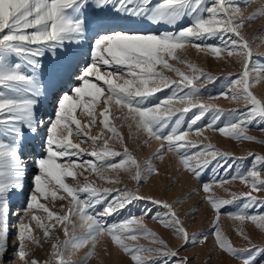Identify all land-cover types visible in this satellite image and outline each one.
Here are the masks:
<instances>
[{
	"label": "snow or ice",
	"instance_id": "obj_1",
	"mask_svg": "<svg viewBox=\"0 0 264 264\" xmlns=\"http://www.w3.org/2000/svg\"><path fill=\"white\" fill-rule=\"evenodd\" d=\"M242 2L250 3L251 0ZM261 13H264V8L258 9L247 19H254ZM121 15L143 17L154 24H167L173 28L185 17L191 18V23L177 31H165L161 34L132 33L116 30L117 21L114 17ZM240 15L241 10L236 0H159L155 4L153 0H0V88L6 90H0V133L10 137L8 143L0 140V264H11L17 257L25 260L26 264H39L36 259L28 260L25 240L32 239L30 226L19 213L16 214L18 222L11 223L13 213L10 196L25 188L27 164L21 156L20 141L25 131L39 133L41 129L45 130L42 145L44 151L34 161L37 174L31 179L28 200L22 214L28 216L34 208L43 209L50 219L55 217L63 225L66 236L69 232L68 224L74 226L71 217L78 216L80 226L86 225L87 231L79 236H71L63 247L64 251L69 247L79 249L92 242V249L79 264H87V260L93 256L95 243L102 233L110 235L116 245L131 255L135 264H187V257L179 256V248H172L167 241L144 225L143 217L149 215L172 229L183 244L202 243L207 239L203 235L198 241L199 234L190 235L172 205L152 196L139 194L141 182L147 180L145 173L150 175L156 171L151 161H147V167L142 169L127 146L122 151H117L108 147V140L104 141L99 151L93 150L90 153L81 148L80 144L72 142L70 137L73 135V126L75 133L84 141H91L94 148L96 141L101 138L90 136L89 132L82 129L81 121L77 118L78 109L82 110L81 114L92 117L91 124L96 123L97 115L102 116L104 128L122 139V134L115 127H109L112 105L127 108L124 119L130 117L136 121L138 129L147 132L149 138L162 141L161 153L164 150L175 151L180 157V163L196 178H201L209 170V166H212L213 183L223 185L228 179H239L250 187L251 191L233 194L231 199L214 194L207 195L205 199L215 212L212 229L218 247L239 259L241 264H264V247L251 244L243 229H240L241 234L245 240H249L250 247L234 246L219 227L222 210L239 200L242 201L241 207L228 215L241 224L250 221L264 229V214H249L247 211L257 204L264 206V199L253 194L264 191V177L261 176V171H264V155L250 152L249 155L253 158L251 167L236 169L229 177L234 164L237 161L242 163L246 157H236L212 144H196L186 139L189 131L195 130L197 134L203 132L205 126L198 122L206 114H211L207 128L236 140L255 141L257 137L249 135L245 129L254 122H258V126H264V99L250 91L248 68L253 53L241 35L240 28L245 21L237 19ZM225 36L229 38L225 40ZM212 37L219 38L221 45L195 43ZM86 44L91 62L81 65L82 49ZM186 44H193L201 51H210L216 57L221 55L223 48L228 56H236L242 62L243 70L235 74L236 78L229 74V79L218 96L227 98L231 94L232 101L243 103V110H226L194 102V97L201 93L196 81L203 83L218 78L195 64L180 60L176 52ZM46 55L50 57L47 66L43 59ZM13 57L16 58L15 61ZM169 59L187 64L189 69L199 75H187L169 63ZM101 65L110 68L115 66L116 70L101 73ZM159 65L176 72L181 79L177 81L166 76L164 71L158 70ZM260 67L264 68V65ZM45 75L52 84H60L61 87L66 84L69 89L57 97L53 118L48 120L37 113L40 97L44 94ZM125 76L130 78H124ZM100 82H103L104 87ZM164 88L171 90L168 103L160 101L151 107L147 106L151 103L149 97ZM105 91L108 93L106 97ZM173 100L188 106L175 108L171 103ZM101 102L104 107L97 113L95 108ZM192 109L196 111L186 123L185 118ZM225 116L227 118L223 126H219L221 117ZM260 142L264 143V140ZM191 148H196L197 151L190 154L188 149ZM82 156L91 158L82 160ZM109 157L121 159L114 161ZM158 158L162 159L159 153ZM62 160L64 163L60 162ZM77 168H90L102 179L105 178L102 171L104 168L125 172H133L134 169L131 178L137 182L138 187L135 191L126 186L100 189L91 183H85L76 188L66 183L65 178L75 179L78 173L74 169ZM221 172L226 179H218ZM110 182L120 181L117 179ZM50 184L53 188L48 187ZM61 189L71 197L70 206L63 215L39 203L41 198L46 199L49 195L56 198ZM202 190L211 193L212 184L203 183ZM138 200L151 201L165 211L153 214L152 208H145L140 219L131 216L111 223L105 220V217L119 213ZM31 219L39 220L35 215H31ZM130 225L139 227L134 229ZM40 226L44 227L42 223ZM48 235L50 233L46 230L45 236ZM137 235L150 237L159 247H132L125 243V239L135 240ZM64 251L60 250L58 242L53 244L52 259L58 264H75L65 258ZM146 251L158 255L146 260L141 255Z\"/></svg>",
	"mask_w": 264,
	"mask_h": 264
},
{
	"label": "rangeland",
	"instance_id": "obj_2",
	"mask_svg": "<svg viewBox=\"0 0 264 264\" xmlns=\"http://www.w3.org/2000/svg\"><path fill=\"white\" fill-rule=\"evenodd\" d=\"M157 2H159V0H153V4ZM236 2L238 3L241 10V15L237 19H243L245 21L240 28L241 35L248 42V45L253 53L251 60L249 61L248 68L250 91H252L253 94H255L258 98L264 99V68L260 67L261 65H264V13L259 14L254 19H247L258 9L264 8V0H251L250 3H244L242 0H236ZM114 19H116L117 24H125L129 26L126 28L127 30L123 29L121 31L141 34H161L164 31H177L182 27L189 26L191 23V18L185 17L175 26V28H173L167 24H154L143 17H129L121 15L114 17ZM116 26L117 25H115V28ZM133 26H141V28H144L133 31ZM145 27L148 28L145 29ZM228 38V36L224 37L225 40ZM195 43L221 45V41L217 37L206 38L204 41H196ZM86 49L87 51L85 50V55H83V59L85 57L86 59L81 60L82 65H86L91 62L88 45ZM176 55L180 58V60L195 64L197 67L203 69L204 72L211 73L214 78H218L210 81H203V83L196 81V86L201 88V93L197 97H194V102H202L205 104L218 106L226 110H243V103H236L232 101L231 94H229L227 98L218 96V93L224 89V85L229 79V74H233L232 78H236L235 74H238L243 70L242 62L236 56H228L227 51L223 50L222 48L221 55L216 57L210 51H201L200 49H197L193 46V44H186L183 49H178ZM15 59L16 58L13 57V61H15ZM43 59L45 65L47 66L50 62V57L46 55ZM169 63L180 68L189 76L199 75V73H194L191 69H189L187 64L180 63V61L177 59H169ZM157 68L158 70L164 71L166 76L171 77L174 80L179 81L181 79V77L177 75L176 72L163 68L162 65L157 66ZM115 70V66H112L111 68L103 65L100 66L101 73L114 72ZM121 76H124V73H121ZM124 78L130 77L125 76ZM49 82L50 81L45 75L43 77V92H45L46 89H51L52 83ZM100 83L101 86L104 87L103 82ZM65 88L66 87H60L59 92L56 95L55 93L53 94L55 95L53 98L51 97L52 94L47 95V97H49L48 106L45 105L47 99L44 103H42L43 96H41L40 103L37 107L38 115L42 116L45 120L53 118L54 106L57 97L60 96L61 92H64ZM0 90L4 89L0 88ZM68 91L69 89L67 85L66 92ZM107 95L108 93L105 91V97ZM170 95L171 90L164 88L162 91L155 93L152 97H149V101H151V103L147 104V106L151 107L160 101H165L166 104L168 103L167 98ZM101 99L103 100V97ZM171 103L174 104L175 108L178 109L188 106L187 104H182L177 100H173ZM47 107H50L51 109L49 108L48 111V109H46ZM103 107L104 104L101 102L96 106L95 111L99 113ZM163 110L164 105L161 107V111ZM195 111L196 109H192L188 113L185 118L186 123L191 118L192 113ZM127 112L128 109L125 107H119L116 105H112L110 107L109 127H115L117 131L122 134L121 139L120 137L111 133L108 129L104 128L102 124V116L97 115L95 118L96 123L91 124L92 117H89L87 114H81L82 110L78 109L77 118L81 121L82 129L89 132L90 136H100L101 138L96 141V147L94 148L91 141H84L81 136L75 133V127L73 126V135L70 137V139L73 143L80 144L81 148H83L88 153L92 152L93 150L99 151L100 148L103 147L104 141L108 140V147L117 151H122L123 148L127 146L129 152L137 159L142 169L147 167V161H151V163L155 165V172L151 173L150 175L145 173V175H147V180L141 182V185L138 189L139 194L144 196H152L155 199L165 201L172 205L173 210H175L178 217L182 221L183 226L188 230L190 235L199 234L197 237L198 241L203 235H206L207 239L202 243L196 242L183 244V241L175 235L172 229L163 226L157 219L151 218L150 215L143 217V223L146 227L153 230L161 238L167 241L172 248H179V256L187 257V264H237L236 262L241 264L239 259L233 257L231 254L226 253L218 247L212 229V226L215 222V212L205 197L209 194H214L220 198L231 199L233 194L239 195L240 193L251 191L250 187L239 179H228V182L224 183L223 185L213 183L212 177L214 175V170L212 166H209V170H206L201 178H196L180 163V157L175 151L164 150L161 153L160 144L162 141L149 138L147 132H145L143 129H138L136 121L132 120L130 117L125 120L124 117ZM210 118L211 114H206V116L198 122V124L201 126H205L201 134H197L195 130H192L188 132L186 139L195 142L196 144H212L215 146V148L229 152L236 157H246L242 163L237 161L234 164L233 170L229 172V177L234 174L236 169H247L251 167L253 158L249 155L250 152L264 155V143L260 142L264 140V126H258V122H254L245 129L249 135L257 137L255 141L243 139L236 140L231 137H226L217 130L207 128L206 125ZM226 118V116L221 117L219 126H223V122L226 120ZM173 119H175V117H173ZM44 132L45 130L41 129L39 133H34L32 135V137L35 138L37 134H41V140L39 141L40 148L36 151H34L33 142L29 137L26 136L29 132L25 131L24 135H26L22 137L24 139L25 145L21 149V156L27 164V171L29 169L31 170L27 172V183L25 182L24 190L22 192H13L10 196L11 211L13 215L16 213L15 206H18L22 210L27 203L31 188V177L37 174L34 161L35 159H38L44 151L42 147L44 143ZM66 134L67 132L65 130V135ZM0 137L4 138V142H10V137L7 135L0 133ZM32 151H34L33 154ZM188 151L191 154L196 152L197 149L191 148L188 149ZM158 153L162 155V159L158 158ZM90 158L91 157L89 156L81 157L82 160H87ZM108 159L119 161L121 158L109 157ZM60 162L64 163L63 160ZM74 170L78 173L77 177L75 179L66 177L65 182L76 188L84 186L85 183H91L100 189H119L126 186L129 189L135 191L138 187L137 182L131 178L134 169L133 172H125L123 170L104 168L102 170L105 176L104 179L100 178L97 173L93 172L90 168L86 170L77 168ZM261 176L264 177V171H261ZM220 178H225L223 176V172H221L220 177H218V179ZM117 179H119V183L110 182ZM203 183L212 184L211 193H205L202 190ZM48 187L53 188V185L50 184ZM253 194L264 199V191L254 192ZM113 195H115V193ZM70 201L71 197H68L67 194L61 189L57 192L56 198H53L51 195H49L46 199L41 198L39 203H43L51 211L63 215L67 212V209L70 206ZM241 204L242 201L238 200L237 203L227 206L226 210H222L219 222L221 231L228 238H230L233 245L236 247H250L251 244L264 247V229L258 228L250 221H245L243 224H241L239 221L232 219L228 215V213L237 211L241 207ZM145 208H152L153 214L156 211L162 213L165 211V209L162 207L152 204L151 201L138 200L128 205L125 209L120 210L119 213H113L111 216L105 217V220L108 223H111L114 221H121L125 217L131 216H135L137 219H140L141 213ZM100 210L102 211V208ZM247 211L249 214H264V206L256 210V205H254ZM31 215L37 216L39 220L31 219ZM20 216L24 222L30 226V234L32 239L25 240V246L29 252L28 260L36 259L39 261V264H58L57 261L52 259L53 244L58 242L60 244V250L64 251L63 246L66 240L70 239L73 235L79 236L80 234L87 231L86 225L83 227L80 226L81 222L78 216L71 217V219L74 221V226L73 224H68L69 232L67 236L64 234L63 225L58 223L55 217L50 219L47 212H45L43 209L34 208L30 215L23 216L21 212ZM14 217L16 219H14ZM14 217H11V223L13 224L15 221L18 222V217H16V215ZM41 223L44 225V227L40 226ZM53 225H55V227H53ZM130 227L135 229L138 228L139 225H130ZM240 229H243V232L248 235L251 244L249 243V240H245L243 238ZM46 230L50 233V235L45 236ZM125 243L132 247H159V245H156L152 242L150 237L143 235H137L135 240L125 239ZM182 244L183 247H181ZM91 249L92 242L90 241L86 246L79 249L69 247L66 251H64V255L66 259L75 262V264H79V262L82 261V259ZM115 251L117 252V261L114 260L116 257L113 258V256H115ZM141 255L143 258L148 260L150 258L156 257L158 254L155 252L146 251L141 253ZM231 259L234 261V263L231 261ZM11 264H26V261L17 257L12 260ZM87 264H135V261L132 260L129 253L124 252L121 247L115 244L110 235L107 233H102L97 238L94 254L87 260Z\"/></svg>",
	"mask_w": 264,
	"mask_h": 264
},
{
	"label": "bare ground",
	"instance_id": "obj_3",
	"mask_svg": "<svg viewBox=\"0 0 264 264\" xmlns=\"http://www.w3.org/2000/svg\"><path fill=\"white\" fill-rule=\"evenodd\" d=\"M117 26H116V29H118V30H127L126 28L127 27H129V26H127V25H125V24H116ZM131 28V27H130ZM144 28V27H143ZM143 28H141V26H133V31L134 30H141V29H143ZM148 27H145V29H147ZM129 29V28H128ZM165 32V31H164ZM86 47H87V44L84 46V48L82 49V55H85L84 54V52H85V50L87 51V49H86ZM86 59V57L83 59V60H85ZM82 65V64H81ZM50 83V82H49ZM61 87V85L60 84H52V86H51V89L49 88V89H46V91L44 92V94L42 95L43 96V98H42V103H44L45 102V100L47 99V101L45 102V105L46 106H48L49 105V103H48V100H49V97H47V95H50V94H52L51 95V97L53 98V96H55L59 91L57 90V89H59ZM63 87H66L65 88V90H64V92H66L67 91V85L65 84V85H63ZM55 93V95H53ZM59 95V94H58ZM59 97V96H58ZM40 103V102H39ZM49 108L50 107H47L46 109H48V111H49ZM51 109V108H50ZM46 113V112H45ZM48 115V114H47ZM34 134V132L33 133H28L26 136L27 137H29L30 139H31V141L33 142V146H34V151H36V150H38L39 148H40V143H39V141L41 140V137H40V135L41 134H37V136L35 137V138H33L32 137V135ZM24 135V136H25ZM43 136V135H42ZM1 139L0 140H2V141H4V138L3 137H0ZM7 139V138H6ZM44 139V138H43ZM20 144H21V149L24 147V145H25V142H24V139L22 138L21 139V141H20ZM26 147H28V146H26ZM27 150V149H26ZM23 151V150H22ZM34 151H32V154H33V152ZM29 157V156H28ZM31 160H32V158H31ZM36 160V159H35ZM32 165H33V163H32ZM35 166V165H34ZM31 169H29L28 171H30ZM27 171V172H28ZM27 176V175H26ZM32 178V177H31ZM30 179V178H29ZM28 180V179H27ZM25 182H26V180H25ZM27 183V182H26ZM14 199V198H13ZM20 202H22V201H20ZM23 203V202H22ZM263 206H261L260 204H257L256 205V210L257 209H259V208H262ZM15 211H16V213L14 214V215H12L11 217H14L17 213H19V214H21V212H22V210L18 207V206H15ZM16 217H17V215H16ZM14 219H16L15 217H14ZM15 223H17V221H15L14 222V224ZM257 239V238H256ZM114 254H115V256H113V258L114 257H116V254H117V252L115 251L114 252ZM229 257V256H228ZM230 258V257H229ZM114 260L115 261H117V257L116 258H114ZM231 261H232V259H231ZM233 263H234V261H232ZM237 264H238V262H236ZM227 264V263H226ZM230 264H232V263H230Z\"/></svg>",
	"mask_w": 264,
	"mask_h": 264
}]
</instances>
